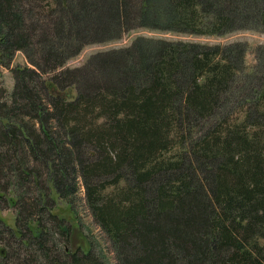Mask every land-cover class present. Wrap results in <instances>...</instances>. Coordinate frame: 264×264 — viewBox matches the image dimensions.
Instances as JSON below:
<instances>
[{
	"label": "trees",
	"instance_id": "obj_1",
	"mask_svg": "<svg viewBox=\"0 0 264 264\" xmlns=\"http://www.w3.org/2000/svg\"><path fill=\"white\" fill-rule=\"evenodd\" d=\"M24 1L31 0H0V61L20 49L30 63L10 68L0 138L22 139L46 164L50 192L38 189L37 208L46 195L69 192L57 188L68 169L112 173L119 201L88 190L85 200L118 264H264V43L246 63L243 40L138 34L63 65L83 44L137 27L264 32V0H46L44 11ZM20 111L32 113L30 129ZM171 139L177 145L165 156ZM87 150L98 153L90 166ZM14 170L19 185L24 176ZM12 214V224L0 217V226L21 234L23 221L43 247L39 214ZM49 217L67 232L63 216ZM70 264L100 263L86 249Z\"/></svg>",
	"mask_w": 264,
	"mask_h": 264
},
{
	"label": "rangeland",
	"instance_id": "obj_2",
	"mask_svg": "<svg viewBox=\"0 0 264 264\" xmlns=\"http://www.w3.org/2000/svg\"><path fill=\"white\" fill-rule=\"evenodd\" d=\"M45 2L46 0H31L28 2L24 1V5L30 4L34 11H44L46 10ZM138 34L220 43L243 40L247 44L245 52L246 63L252 61V49L254 45L264 43V32L252 28L236 29L222 34H185L137 27L124 32L117 38L83 44L76 54L65 60L63 65L70 67L80 65L92 52L126 45L133 36ZM24 64L30 65L20 49L12 52L8 64L0 61V99L6 97L12 86L10 68ZM26 116L28 119H25ZM16 118H24L25 120H22L27 128L30 129L29 127L33 122L32 113L29 112L26 115L23 111H20ZM85 118H87L86 114L81 117V123H83ZM108 125V123H104L103 128H107ZM176 139H171L163 155L166 156L175 150L177 144L174 146V143L177 141ZM23 144L24 141L18 137L17 140L14 139L13 141L12 139L8 142H3V139L0 138V150L6 147L0 159V217L5 222L12 224V213L18 207L26 209L28 213L39 214L40 226L44 230L40 238L43 247H39L38 243L33 240L30 228L26 227L27 223H22L23 221H19L22 230L21 234L16 233L15 235H11L4 226H0V264H70L71 254L79 256L81 255V251L86 249L92 254L95 261L100 264H118L113 247L103 229L93 218L85 197L88 190L92 191V195L100 201L108 199L118 202L116 189L120 186V183L109 182L111 181L112 173L103 174V172L94 171L89 175L84 173L82 168L73 167L72 169H68L69 173L67 177L65 176L63 181L58 183L57 186V188L61 189L67 184L69 192H64L65 190L62 189L61 191L63 195L65 194L64 196H56L53 193L54 199L46 195V204L40 210L37 208L38 205L35 204V200L38 197V189L49 195L50 186L47 187L46 184L50 175L46 164L37 154L27 152ZM89 148L92 147L89 146L86 149ZM82 154L84 155L82 161L85 166H90L91 162L98 159V153L91 155L88 151ZM24 166L26 173L21 172L19 169ZM14 168L19 173L21 172V176H24L23 182L19 185L16 181ZM29 169L30 172L27 173ZM14 194H20V198L11 202ZM66 199L70 201V204L66 203ZM37 200L39 201L38 198ZM44 206H47L48 209ZM50 213L63 216L62 222L68 226L67 232H59L56 227H53L49 217ZM20 238L24 240L21 241L19 240ZM46 256L50 258V261L45 259Z\"/></svg>",
	"mask_w": 264,
	"mask_h": 264
}]
</instances>
